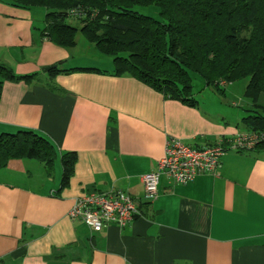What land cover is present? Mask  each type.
<instances>
[{
    "label": "crops",
    "instance_id": "1",
    "mask_svg": "<svg viewBox=\"0 0 264 264\" xmlns=\"http://www.w3.org/2000/svg\"><path fill=\"white\" fill-rule=\"evenodd\" d=\"M43 10L0 1V64L30 79L3 82L0 132L35 130L57 150L49 176L34 159L0 169V259L5 264H264V152L228 150L215 172L178 183L162 174L146 198L169 138L206 147L238 123L167 99L131 76L43 69L71 65L73 49L42 34ZM52 70V69H51ZM77 153L61 188V154ZM56 160V161H57ZM128 193L140 214L92 232L69 211L82 193ZM24 240V242H21Z\"/></svg>",
    "mask_w": 264,
    "mask_h": 264
},
{
    "label": "trees",
    "instance_id": "2",
    "mask_svg": "<svg viewBox=\"0 0 264 264\" xmlns=\"http://www.w3.org/2000/svg\"><path fill=\"white\" fill-rule=\"evenodd\" d=\"M0 1L23 9L44 7L45 37L73 49L81 32L100 53L111 56L114 64L110 71L97 67H55L49 72L51 76L74 72L131 76L165 98L195 108L200 103L193 88V73L199 74L206 86L221 91L222 85L247 79L245 96L252 107L238 123L244 132L212 145L220 143L226 152H264V103L260 101L264 95V0ZM137 6L156 7L158 17L141 13ZM67 17L80 20L81 27L67 23ZM30 78L0 64V96L5 80ZM239 135L252 144L233 147ZM14 159L37 160L52 176L57 150L35 130L0 132V169ZM76 162V152L61 154V188L69 185ZM0 264H5L4 258Z\"/></svg>",
    "mask_w": 264,
    "mask_h": 264
},
{
    "label": "built area",
    "instance_id": "3",
    "mask_svg": "<svg viewBox=\"0 0 264 264\" xmlns=\"http://www.w3.org/2000/svg\"><path fill=\"white\" fill-rule=\"evenodd\" d=\"M241 136V137H240ZM251 145L246 143L244 135H239L232 144ZM226 149L220 143L195 147L178 138H169L165 154L158 160L157 168L142 176L146 198L154 199L162 174H167L175 182L187 183L203 172H215ZM140 214L137 202L123 191L82 193L77 197L69 211L72 219L82 220L92 232L116 225L124 227Z\"/></svg>",
    "mask_w": 264,
    "mask_h": 264
},
{
    "label": "rangeland",
    "instance_id": "4",
    "mask_svg": "<svg viewBox=\"0 0 264 264\" xmlns=\"http://www.w3.org/2000/svg\"><path fill=\"white\" fill-rule=\"evenodd\" d=\"M35 9L38 12L42 10L44 13L47 12L44 7H36ZM136 9L141 13L158 17V9L154 6H137ZM66 22L77 27H81L82 25L80 20L71 17H67ZM73 58L74 60L71 62V65H98L103 69H111L114 65L112 57L100 53L94 44L84 38L81 32L77 35V45L73 49ZM192 75L193 88L200 106L211 115L214 117H223L225 120L235 123L240 122L249 113L247 109L252 106L250 100L245 96L247 79H240L227 85H222L224 91H221L213 86H206L203 78L199 74L193 73ZM260 101L264 103V95ZM239 130L240 132H244L241 128ZM58 162L60 161L57 160L56 163Z\"/></svg>",
    "mask_w": 264,
    "mask_h": 264
},
{
    "label": "water",
    "instance_id": "5",
    "mask_svg": "<svg viewBox=\"0 0 264 264\" xmlns=\"http://www.w3.org/2000/svg\"><path fill=\"white\" fill-rule=\"evenodd\" d=\"M55 67H56V65H53V66L46 67L43 70L46 72V71H50L51 69H53Z\"/></svg>",
    "mask_w": 264,
    "mask_h": 264
}]
</instances>
